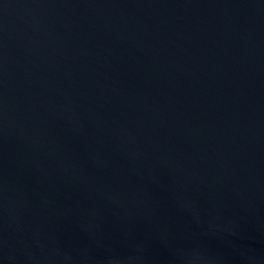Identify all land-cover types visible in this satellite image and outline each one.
I'll return each instance as SVG.
<instances>
[{
    "label": "water",
    "instance_id": "1",
    "mask_svg": "<svg viewBox=\"0 0 264 264\" xmlns=\"http://www.w3.org/2000/svg\"><path fill=\"white\" fill-rule=\"evenodd\" d=\"M0 264H264V0H0Z\"/></svg>",
    "mask_w": 264,
    "mask_h": 264
}]
</instances>
